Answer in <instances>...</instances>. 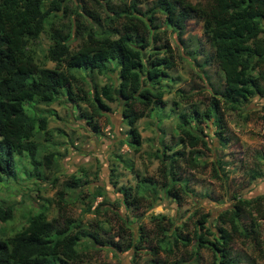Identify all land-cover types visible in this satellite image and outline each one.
Returning <instances> with one entry per match:
<instances>
[{"label":"trees","instance_id":"obj_1","mask_svg":"<svg viewBox=\"0 0 264 264\" xmlns=\"http://www.w3.org/2000/svg\"><path fill=\"white\" fill-rule=\"evenodd\" d=\"M81 7V11L76 10L75 16L69 17L68 22L57 28L55 23L71 11L66 0H0V180L7 179L16 171L14 154L24 153L29 158L33 166L32 171L27 173L29 176L33 174L41 179L43 172L40 164L50 167L55 157L52 151L45 152L42 158L37 156L39 141L34 136L38 131H43L44 139L50 140L51 131L46 116L38 113L34 104L51 103L58 100L60 94L78 109L75 116L84 117L85 125L96 134H101L102 130L96 125L94 115L110 117L113 111L109 103L116 101L121 107L119 121L126 126L122 142L135 151L144 141L137 120L150 116L152 109L156 110L151 114L155 117L156 126L162 136L165 134L167 130L163 126V116L168 114L163 113L162 109L164 93L169 92V88L163 86V81L169 77L174 60L172 48L166 42L159 46V51L147 52L149 45L161 38L153 35L150 27L156 12L165 15L167 25L182 42L184 38L181 35L187 20L197 18L202 22V33L212 47L210 58L223 75L222 86H213L216 96H213V103L205 112L216 119L221 146H225L227 139L221 131L225 126L221 121L218 124L221 118L217 114L218 97L229 107L237 109L249 97L264 95V0H153L147 14L148 20L143 16L146 13L131 1L127 7L113 10L117 17L123 19L114 31L103 26L113 21L114 16L107 15V21L103 23L100 13L92 10L93 14L86 5ZM46 27L51 42L44 55L54 62L53 67L38 63L30 47L31 41L37 39ZM75 37L78 43L72 47L71 40ZM204 61L208 62V59ZM112 71L116 72L115 81L109 76ZM93 72L108 76L109 81L98 85L92 77ZM86 76L92 80L89 85L90 80ZM81 79H86L87 88L79 84ZM82 102L91 107V111L83 107ZM47 111L54 113V110ZM194 112L201 115L194 107L191 113L182 111L172 117L173 128L178 131L177 143H180L181 149L185 145L190 148L187 159L192 167L199 163L194 147L202 144L207 149L209 146L203 134L199 133L201 130H195L192 126V121L197 118ZM109 121L112 125L116 124L115 116H111ZM114 128L116 131V125ZM160 139L162 143L163 139ZM181 149L172 147L166 153L151 151L153 156L160 159L158 170L163 180L159 185L150 177L142 176L130 158L120 153L114 154L131 170L135 182L127 186L118 185L122 197L116 202L109 201L104 186L97 185L91 198L102 196V200L94 206L93 212L116 210L111 205L119 202L127 209L128 205L139 199L150 198L155 203L164 196H171L175 200L179 196L176 186L193 192L187 182H182L183 178L177 176L176 164L180 157H184ZM212 164L216 176L226 175L222 160L217 158ZM110 170L115 174L113 165ZM251 170V179L262 174L257 168ZM71 176L74 182H78V177ZM112 182L115 184L117 181ZM235 198L236 205L225 207L216 215V231L207 226L204 213L196 219L192 236L182 234L181 225L171 231L161 223L165 217L163 214L158 215L161 217L155 216L154 225H157L158 235L155 244L148 248L150 253L155 256L160 252L170 253L178 247V243L186 247L193 239L190 258L203 247L214 251L219 264H238L240 259L231 252L232 238L235 234L255 238V234L249 235L256 233L254 225H251L253 231L250 232L238 223L239 214L242 208L248 206L252 207V210H248L249 215L251 211L262 215L260 203L264 193L250 198ZM62 200L63 192H60L57 211ZM43 208L28 212L26 223L10 235L4 236V230L0 227V264H70L82 260L89 247L98 250L107 246L117 254L128 248H138L137 244L148 241L142 225H139L134 240L130 236L126 238L128 233L124 228L114 234L109 232L103 238L98 231L100 225L91 230L84 227L79 219L67 218L59 222L56 218L49 219ZM121 213L119 215L126 216ZM10 218L12 206H0V221ZM169 220L172 223L171 218ZM205 233L211 234L212 238L207 239ZM151 261L153 264H165L159 257Z\"/></svg>","mask_w":264,"mask_h":264},{"label":"rangeland","instance_id":"obj_2","mask_svg":"<svg viewBox=\"0 0 264 264\" xmlns=\"http://www.w3.org/2000/svg\"><path fill=\"white\" fill-rule=\"evenodd\" d=\"M131 1H134L138 8L146 13H143V16L148 20L147 14L153 0H66L71 11L68 10L69 12L63 15L55 26L58 28L59 25L68 22L69 17L75 16L77 11L82 10L81 5H86L87 10L100 13L103 23L107 21V15L114 16L113 21L107 24L102 23L104 27L114 31L123 19L120 16L117 17L113 10L123 9ZM151 20L152 34L161 38L155 43L152 42L147 52L159 51V46L166 42L172 48L174 60V66L169 69V77L163 81V86L168 87L169 92L164 93L165 103L162 110L163 113L170 114L163 116V126L167 130L165 134L162 136L159 127L156 126L155 117L151 115L156 113V110L152 109L149 112L150 116L137 120L144 141L135 151L122 142L126 126L119 121L121 107L116 101L109 103L113 111L110 117L115 116L116 131L109 121L110 117L94 115L96 125L102 130L101 134H96L89 126H86L84 117L77 118L75 115L79 112L78 109L72 106L70 100L66 101L65 96L61 94L58 100L51 103L36 102L34 107L38 113L41 112L46 116L47 125L51 131L50 140L44 139L43 131H38L34 136L39 141L37 156L42 158L45 152L52 151L55 157L49 168L40 164L39 167L43 173L42 178L39 179L32 173L31 176L27 174L33 168L29 158L24 153L14 154L16 171L7 179L0 180V206L7 204L12 206V218L0 221L4 236L14 233L24 225L28 212L45 207L49 219L56 218L59 222L67 218L79 219L84 227L91 230L100 225L101 228L98 231L103 238L109 232L114 234L124 228L128 233L126 238L130 236L134 240L138 235L139 225H142L145 236L148 238L146 243L137 244L138 248H128L117 254L107 246L98 250L89 247L82 260L70 264H153L151 260L157 257L165 264H213L214 261L219 264L218 257L215 258L211 248L201 247L195 254L196 258L195 255L190 258L193 239L186 247L178 243V247L170 253L160 252L157 256L152 255L148 248L155 244L154 240L158 235L154 218L161 217L158 215L163 214L165 217L161 219V223L165 227L172 231L176 226L181 225V233L192 236L196 219L204 213L207 217V226L216 231V215L223 208L236 205L235 196L250 198L264 193V119L262 118L264 95L249 97L242 101L237 109L229 107L218 97L217 114L221 115L218 124L221 121L225 126L221 131L222 136L227 139L225 146H221L216 132V130L220 131L215 123L216 119L211 114L206 115L205 112L212 105L213 96H216L213 86H222L223 75L216 62L210 58L212 47L207 36L202 33L201 20L197 18L187 20L181 35L184 42L171 31L162 12H156ZM46 29L48 27L39 34L37 39L31 41L30 47L38 63L53 67L54 62L46 59L44 55L51 42L49 30ZM76 38L71 40L72 47H76L78 43ZM205 58L208 62L204 61ZM109 76L113 81L116 80L115 71H112ZM92 77L98 85L109 81L108 76L96 72L92 73ZM86 78L90 80L88 85L91 84L90 76ZM81 81L79 84L87 88L86 79ZM81 105L86 109L88 107L84 102ZM194 107L201 115L198 116L194 112L197 118L192 121V126L195 130H201L199 133L203 134L209 146L207 149L202 144L194 147L199 163L192 167L187 159L190 148L185 145L186 147L181 149L180 143H177L178 131L173 128L175 125H173L172 117L173 114L176 116L182 111L191 113ZM48 109L54 110V113L51 114L47 111ZM88 111H91V107H88ZM160 136L163 138L160 139ZM159 139H163V142L161 143ZM172 147L183 151L184 157H180L176 164L177 176L183 178L182 182H187V186H190L193 192H186L176 186L179 196L175 200L171 196H164L155 203H152L150 198L149 200L139 199L137 204H130L127 209L119 202L110 204L117 210L112 209L115 212L110 209L105 210L104 213L93 212L94 206L102 200V196L91 198L97 185L104 186L108 196L106 198L116 202L119 201V197H122L117 189L118 185L127 186L135 182L131 170L124 165L123 161L116 158V154L120 153L123 157L130 158L134 168L138 169L142 176L150 177L159 185L163 180L158 170L160 159L153 156L152 152L166 153L165 151ZM149 152L151 153L148 154ZM217 158L224 163L225 176L215 175L212 162ZM111 164L116 169L115 174L110 170ZM256 168L262 174L251 179V169ZM71 175L78 177V182H74ZM111 180L117 182L114 184ZM60 192H63V200L57 211L56 203ZM260 204L261 214L264 215V198ZM88 205L90 206L87 211ZM250 209L252 210V207L242 208L238 223L243 228H248L250 232L253 231L251 225H254L256 233L249 236L255 234V238L235 234L230 242L231 252L233 256L240 259L238 264H264V216L255 214L254 211H251V216L248 214ZM100 211H102L101 208ZM193 211L195 212L191 214ZM121 212L127 217L119 215L122 214ZM205 237L210 239L212 235L206 234ZM142 246L147 250L142 249Z\"/></svg>","mask_w":264,"mask_h":264},{"label":"crops","instance_id":"obj_3","mask_svg":"<svg viewBox=\"0 0 264 264\" xmlns=\"http://www.w3.org/2000/svg\"><path fill=\"white\" fill-rule=\"evenodd\" d=\"M111 166H112V164H111Z\"/></svg>","mask_w":264,"mask_h":264}]
</instances>
